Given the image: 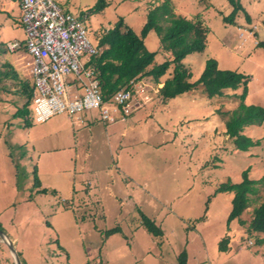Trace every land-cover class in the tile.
Returning <instances> with one entry per match:
<instances>
[{
  "label": "rangeland",
  "instance_id": "obj_1",
  "mask_svg": "<svg viewBox=\"0 0 264 264\" xmlns=\"http://www.w3.org/2000/svg\"><path fill=\"white\" fill-rule=\"evenodd\" d=\"M97 1L63 0L62 7L81 21L93 46L119 19L138 35L149 10L165 0H104L105 7L96 11ZM168 1L176 16L191 19L199 14L209 28L204 51L183 61L189 82L196 81L205 62L213 59L219 70L249 77L242 104L264 111V46L256 45L264 43V0H241L249 24L241 13L234 24L222 21L231 9L227 0H208V5L199 0ZM0 16L4 30L0 51L28 72L31 59L28 67L26 54L19 62L15 58L19 51L7 48L8 42L22 44L18 15ZM144 46L156 53L155 65L170 59L154 32ZM7 75L11 73L0 74V264H16L5 243L11 238H17L16 245L10 244L21 264L28 259L32 264H179L181 254L185 264H264V235L249 228L254 211L264 201V184L255 185L256 194L232 221H228L232 193L217 190L227 181L240 182L246 169L251 180L264 175V121L242 132L259 143L247 152L236 150L223 135V118L218 113H230L241 104L242 87L212 99L199 87L164 104L158 96L161 86L147 79L140 86L139 101L130 103L123 119L114 113L115 120L104 123L91 110L72 122L57 115L36 123L31 101L24 117L19 112L30 90L26 96L23 88L12 89L11 81L3 79ZM27 83L32 86L30 74ZM116 111L121 110L116 107ZM136 116L146 122V126L139 123L140 131L138 124H131ZM165 119L168 127L153 133L156 122ZM68 182L79 200L92 207L77 237L49 228L53 210L66 203L58 186ZM103 185L106 190H101ZM43 189L46 193L38 192ZM144 220L157 227L160 235L147 233ZM114 227L121 234H113L104 247L105 231ZM70 236L78 243L82 259L75 251L68 255L58 249L60 239ZM93 239L101 241L95 246ZM223 240L227 242L221 247L226 249L220 251Z\"/></svg>",
  "mask_w": 264,
  "mask_h": 264
},
{
  "label": "trees",
  "instance_id": "obj_2",
  "mask_svg": "<svg viewBox=\"0 0 264 264\" xmlns=\"http://www.w3.org/2000/svg\"><path fill=\"white\" fill-rule=\"evenodd\" d=\"M208 0H199L200 4H206ZM230 6V13L224 16V23L234 24L239 13L244 14V20L250 23V16L246 13L241 0H227ZM105 7L104 0H98L94 9L100 11ZM80 21V20H79ZM81 22V21H80ZM150 32H154L159 39L161 49L170 56L159 65L154 64L156 53L145 49L144 40ZM209 28L202 23L199 14L191 19L176 16L170 7L168 0L161 2L157 7H153L146 15V21L138 35H136L124 22L119 19L111 29L104 30L100 38L95 43L97 55L91 57L85 67H91L95 79L98 82L99 90L103 101L107 100L121 91L129 90L132 93L133 102H136L140 95L137 94L135 84L151 79L154 84H161L158 96L164 103L175 99L178 96L189 94L195 90H200L206 98L223 97L225 91H236L242 87V93L238 96L241 104L230 113H218L223 118V135H227L236 150L247 152L253 147L259 146L258 141H252L248 136L242 134L249 126L261 125L264 121V111L259 106H245L242 104L247 94V83L249 77L229 70H219L216 61L209 59L204 64V69L200 77L189 82L190 73L183 66L185 58L191 54L202 53L206 47V37ZM244 36V34H243ZM241 34V37H243ZM240 37V39H241ZM257 47H263L264 43H257ZM256 47V46H255ZM171 68L172 73L166 76L162 83L160 78ZM200 87V88H199ZM27 92L30 90L27 102L19 112L26 115V108L31 101L34 90L32 86L23 88ZM138 98L135 99V96ZM74 118V117H73ZM71 118V119H73ZM77 119V117H75ZM17 173V164L14 163ZM35 186L40 183L35 178ZM256 184H264V175L257 181L248 177V169L241 173V181L231 183L227 181L218 186L221 192H231V210L228 221L239 218L247 208L250 196L256 194ZM39 193H46L40 190ZM242 225V223H240ZM143 225L147 233L159 236L160 231L150 221L144 220ZM250 230L264 235V201L254 211V219L250 223ZM113 234H121L118 227L105 231V237ZM223 240L219 243V250L225 251L226 247H221ZM226 245V244H225ZM179 264H185V256L181 254L178 258Z\"/></svg>",
  "mask_w": 264,
  "mask_h": 264
},
{
  "label": "built area",
  "instance_id": "obj_3",
  "mask_svg": "<svg viewBox=\"0 0 264 264\" xmlns=\"http://www.w3.org/2000/svg\"><path fill=\"white\" fill-rule=\"evenodd\" d=\"M18 3L25 35L23 47L32 61L31 103L35 122L42 123L57 115L73 118L91 110L102 121L115 120L114 113L123 119L134 97L129 90H121L107 103L103 101L94 72L85 67L97 50L83 24L64 12L55 0H18ZM9 48H19V44H11ZM141 85H134L137 94L142 93ZM117 106L121 113L116 111Z\"/></svg>",
  "mask_w": 264,
  "mask_h": 264
},
{
  "label": "crops",
  "instance_id": "obj_4",
  "mask_svg": "<svg viewBox=\"0 0 264 264\" xmlns=\"http://www.w3.org/2000/svg\"><path fill=\"white\" fill-rule=\"evenodd\" d=\"M55 1L59 4L61 9H62V7H64L63 6V0H55ZM13 10H15V13ZM0 14H3V15L7 14L8 18L9 17L13 18L14 14L16 16L18 15L17 21H18L19 25L21 26V24H20V9H19L18 0H0ZM0 25L2 26L1 16H0ZM21 28H22V26H21ZM3 33H4V30L1 28L0 29V40H1V36L3 35ZM23 34H24V32H23ZM242 36H243V34H242ZM24 40H25V35L23 37L22 44H19V48L12 49V51H10V52H13L16 50L19 51L18 52L19 56L15 57L18 59L19 62L21 61L23 56L26 54L25 49L23 47L24 46ZM14 43L15 42H13V43L8 42V44H7L8 50H11L9 48V46L11 44H14ZM16 44H18V43H16ZM25 57L28 60L25 65L29 67L30 57L27 54L25 55ZM5 72L11 73V75H7L3 79H6L5 80L6 82L11 81L10 85H12V86H10V87L12 89L18 90L19 87H21V88L30 87V85L27 83L28 78H29V74H30V69L28 70V72H24L22 69V66H21V69L19 67H17L14 59H11V58L6 59L5 54H2V50H1L0 51V74H1V76H4ZM158 86H162V85L158 84ZM181 96H183V95H181ZM181 96H178V97H181ZM178 97H176L175 99L166 101V102H164V104H167L171 101H175V100H177ZM129 107H130V105H129ZM129 109H131V108H129ZM120 110H121L120 112H122L121 108H120ZM158 112L161 114L164 113L160 110L159 107H158ZM83 114L84 113H82L80 116L81 117L85 116ZM80 116L77 118V120H80ZM66 118L72 122L71 118H69L67 116H66ZM127 119L128 118H126L125 120L127 121ZM142 121H143V124H145V126H146V122L143 120V118L141 116L134 117L133 120H131V124H134V123L138 124V129L140 131L142 126L139 123ZM145 126H143V128H145ZM167 127H168L167 126V119L162 120V121H158V122H156V125L154 127H152V132L156 133V132H159L161 130H164V128H167ZM58 187L60 189V190H58V192L63 193V196L66 198L65 199L66 203H65V206L59 207V205H58V207H56L53 210V212L51 214L52 224L49 225V228H51L55 233L57 231H64V232L68 233L69 235H73V236L77 237L76 234L78 233V236L80 235V230L84 225V217H86L87 213H89V211L91 210L92 207L89 204H85L79 200V196L77 195V193H75V190L73 188H71L70 182H68L67 184H61ZM51 188H53L54 190H57V188H55V187H51ZM101 190H106V186L103 185ZM109 195L110 194L108 193V196ZM68 200H69V202H67ZM115 200H117V199L115 198ZM63 236H67V235H62V238H63ZM112 236L113 235L107 237L104 240V247L109 246L108 239ZM62 238L60 239V245H58V249L64 253L67 252L66 254H68V255H71V250L75 251L76 253H74V254L79 255L82 259V256L80 254V249H79L78 243H76V240H74L72 238V236L66 238L65 241H62ZM10 241L12 242V244L13 243L15 245L17 244V238H11ZM100 241L101 240L93 239V241H91V244L96 246ZM114 242H116V240ZM77 252H79V253H77ZM37 258H39V257H37ZM73 258L77 261H80V258L77 256L73 257ZM25 264H32V260L28 259ZM42 264H43V261H42ZM86 264H88V263H86Z\"/></svg>",
  "mask_w": 264,
  "mask_h": 264
},
{
  "label": "water",
  "instance_id": "obj_5",
  "mask_svg": "<svg viewBox=\"0 0 264 264\" xmlns=\"http://www.w3.org/2000/svg\"><path fill=\"white\" fill-rule=\"evenodd\" d=\"M0 236H1V238L3 237V234L1 232H0ZM5 243H6L7 247H8V249H9V251L12 253L13 257H15V263L16 264H21L19 259H18V257H17V254L15 252L14 246L12 244H10L11 241H10V243L9 242H5Z\"/></svg>",
  "mask_w": 264,
  "mask_h": 264
},
{
  "label": "bare ground",
  "instance_id": "obj_6",
  "mask_svg": "<svg viewBox=\"0 0 264 264\" xmlns=\"http://www.w3.org/2000/svg\"><path fill=\"white\" fill-rule=\"evenodd\" d=\"M130 105V104H129ZM117 107H119L120 108V106H117ZM104 123H106L107 121H103ZM7 241V240H6Z\"/></svg>",
  "mask_w": 264,
  "mask_h": 264
}]
</instances>
